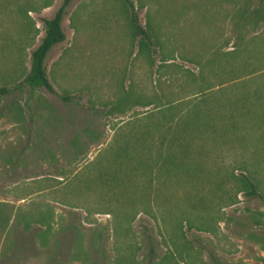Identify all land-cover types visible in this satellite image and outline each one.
<instances>
[{
  "label": "rangeland",
  "instance_id": "374dc122",
  "mask_svg": "<svg viewBox=\"0 0 264 264\" xmlns=\"http://www.w3.org/2000/svg\"><path fill=\"white\" fill-rule=\"evenodd\" d=\"M24 1L0 0V86L10 89L0 97V214L12 216L18 207L34 204L41 211L50 208L54 217L48 249L22 255L13 247L21 227L12 221L5 226V216H0V264H264V73L227 87L228 100L257 95L262 106L255 121L246 118L239 133L229 134L222 144L212 142L211 153L197 157L208 169L204 175L196 181L182 180L177 191L144 192L138 208L147 205L151 214L140 213L128 226L94 212L128 208L119 191L88 192L72 201L80 209H75L79 220L73 224L78 230L71 233L67 217L72 210L61 204L71 202L64 184L80 167L85 177V163L110 141L114 124L151 110L143 104L146 100L141 104L132 100L123 114L109 112L110 104L126 91L143 98L152 93L160 56L151 59L139 52L122 0H71L62 22L65 40L45 61L55 93L31 89L22 81L30 70L31 51L44 35L41 19L52 18L64 0H48V8L27 16L16 11ZM131 1L141 25L159 29L170 63L194 71V58L207 59L215 50L232 51L240 33L234 30V12L243 4L248 11L258 4V0ZM24 24L30 26L27 35L22 34ZM244 41L243 51L246 46L250 50L264 46V24L245 33ZM236 62L226 60L223 71L230 73ZM249 65L258 69L254 59ZM218 103L214 97L209 106L215 109ZM143 115L130 126L146 136L149 121ZM87 126L96 131L90 139L82 134ZM240 175L253 180L261 198L244 195L234 178ZM217 183L223 185L221 191ZM36 191L41 192L28 197ZM132 194L129 198H140L138 192ZM186 200L203 202L195 205L191 225L175 229L161 221L167 211L187 208L182 203ZM87 210L94 213L87 215Z\"/></svg>",
  "mask_w": 264,
  "mask_h": 264
},
{
  "label": "trees",
  "instance_id": "16d2710c",
  "mask_svg": "<svg viewBox=\"0 0 264 264\" xmlns=\"http://www.w3.org/2000/svg\"><path fill=\"white\" fill-rule=\"evenodd\" d=\"M122 1L128 12L132 34L138 38L139 52L151 59L159 54L160 64L156 67L152 82L153 89L149 96L137 97L132 92L126 91L110 104L109 112L123 114L122 109L132 100L139 104L146 100L143 104L151 107V110L147 113L134 114L130 117L131 121L119 120L114 124L111 127L113 135L110 141L97 151L93 161L85 163L84 171L87 172L85 177L83 178L81 176L83 174L79 173L82 167L68 177L67 183L64 184V194L71 196V202L62 201L61 204L72 210L68 211L67 217L69 229L72 228L71 233L78 230L73 224L79 220L75 209H80L72 204V201L75 202L86 193L96 192L98 189L106 193L119 191L121 202L127 203L128 208L104 207L94 211L96 214L111 215L116 223L126 226L131 225L140 213L151 214L146 210L147 205L146 208H138L142 202L141 198L145 196L144 192L153 189L158 193L164 188L177 191L181 188L179 185L182 180L191 182L199 179L208 169L197 157L211 153L212 142L217 141L222 144L229 134L239 133L246 118L255 121L256 110L262 106L261 96L240 95L232 101L225 96L227 87L232 82H240L241 79L249 78L254 74L264 73V46L260 43L258 45L261 46H256L258 47L256 50H250L245 45L244 51L241 46L245 42V33L250 30L256 31L264 24V0H258L257 6L250 11L247 10L248 6L243 4L234 12V30L240 32L234 43L236 46L226 53L215 50L208 54L207 59L194 58L191 63L195 65L196 71L170 63L169 51L164 52L165 41L159 35V29L150 25L146 28L142 26L134 3L131 0ZM70 3L71 0H64L52 18L41 19L44 35L31 51L30 70L22 81V84L31 89H45L55 93L47 78L45 61L50 50L65 40L62 22ZM49 6L48 0H25L17 4L16 11L20 15L27 16L30 12L39 13ZM29 28V24H24L22 34L27 35ZM238 59L243 60L238 63L236 62ZM253 59L256 61V65L253 66L258 69L249 65V61ZM226 60H233L238 67L234 65L235 68L233 67L230 73L223 71ZM223 62L224 65H220ZM152 63L154 65V61ZM242 71L247 73L238 75ZM228 75L234 76V79ZM9 92L7 86H0V97L8 95ZM214 97L219 100L215 109L209 106V102ZM142 115L149 121L146 136L139 127L130 126L137 123L139 116ZM129 126L131 128H128ZM82 134L90 139L94 137L96 131L87 126ZM102 144L104 143H98L99 146ZM72 149V155L75 157L76 144L72 145ZM234 178L245 196L261 198L252 179L244 175ZM222 186L217 183L216 189L222 190ZM40 192H33L28 197ZM137 192L139 199L129 198L134 196L132 193ZM191 202H193L191 207L187 206ZM182 203L187 208L164 212V215H160L161 221L167 222L175 229L178 226L182 227L184 223L191 225L194 220L195 205L203 202L186 200ZM33 206L35 205L20 206L12 216L11 213L0 214L5 216V226L12 221L17 227H21L13 247L22 255L36 253L38 249H48L54 212L50 208L41 211ZM94 212L85 211L87 215ZM152 216L156 219L155 215ZM75 255L78 256L80 253L77 251Z\"/></svg>",
  "mask_w": 264,
  "mask_h": 264
}]
</instances>
